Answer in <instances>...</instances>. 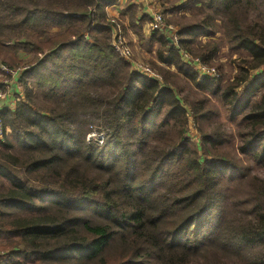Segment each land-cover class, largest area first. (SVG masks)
<instances>
[{
	"label": "trees",
	"instance_id": "trees-1",
	"mask_svg": "<svg viewBox=\"0 0 264 264\" xmlns=\"http://www.w3.org/2000/svg\"><path fill=\"white\" fill-rule=\"evenodd\" d=\"M116 1L0 0V63L32 56L22 97L0 111V264H264V176L253 171L264 169V0H205L212 13L179 27V48L216 77L151 31L161 82L111 44ZM218 15L243 56L230 79L223 42L197 40L215 35Z\"/></svg>",
	"mask_w": 264,
	"mask_h": 264
},
{
	"label": "rangeland",
	"instance_id": "rangeland-1",
	"mask_svg": "<svg viewBox=\"0 0 264 264\" xmlns=\"http://www.w3.org/2000/svg\"><path fill=\"white\" fill-rule=\"evenodd\" d=\"M153 2L156 3V6L159 8L158 10H160L164 14L166 23L171 24L176 30H179V27L184 25V24H193V23H197L198 21H203L206 19L207 13H212L211 10L206 11L207 8H205L204 5L202 4V0H153ZM131 15H132V13H131ZM147 19L149 21L150 17ZM107 22L111 26V30L113 28V30L111 31V44H112V41H114V38H113L115 35L114 30L116 28L121 30V33H122V35L126 41L123 26L121 25L120 21L114 17H110V18L107 17ZM216 27H217V25H216ZM147 28L149 30V33H151L149 26ZM57 30H59V28H57V27L52 28L51 33H54ZM204 37L205 36H200V37H198L197 40H201L199 42L201 44H203L205 42ZM178 38H179V35H178ZM222 46H224V49L221 51ZM222 46L220 49L221 52H219V54H218L219 57L217 56V60H218V62H220L223 65V70L225 73V79H230L233 77V75L236 72V70H235L236 69L235 64L237 63L236 59L239 57H243V56L230 53V51L228 49V44L226 43V39L222 43ZM130 50H131V47H130ZM184 52H186V51H184ZM131 53H132L131 59L137 61L138 59H135L133 57L132 50H131ZM186 53L192 58H197V57H193L188 51ZM179 56H180V53H179ZM31 57L32 56L30 54H26L23 51H21L20 58H22V60H23V63H24L23 65H19L17 67L9 68V67H6L0 63V92H7L9 90L8 87L11 84V82L13 80L17 79L16 77H13L11 71L23 70L25 68V64H27V62L30 61ZM180 59L183 62H185L183 57L180 56ZM234 61H236V62H234ZM138 62H140L143 65L149 66L151 69L156 70L157 72H158V69H157V67L154 66V64L156 66H162L163 65L157 60L156 54H155V56L148 58V59H144V60L139 59ZM209 66H212L216 69V67L213 65H209ZM3 67H4V69H3ZM217 72H218V70H217ZM258 72L259 71H254V73H258ZM17 83H19V81H17ZM7 84H9L8 87H7ZM10 88H11V90H14L12 86H10ZM21 93L22 92L20 90V94L16 96L17 97L16 100L18 98L22 97ZM14 94H16V93H14ZM18 96H20V97H18ZM13 97H14V95H13ZM16 100H15V103H16ZM12 102H13V100H12ZM210 104L213 105L218 110V114L215 118L216 121L222 122L224 124V126L226 127V129L228 131H230L231 133H233L234 132V124L229 123L227 118H226L227 117V111H226L227 108L225 106H223L218 101V99H215V98L211 99ZM186 135L190 138L189 139L190 143L198 151H200V143H199L200 133L196 130V127L193 124L191 116H189ZM91 137L99 140L102 138V135L100 133H97L94 131L88 135V139ZM230 137H232V140L230 141L229 145L232 147L233 146L235 147V145L237 144V139L235 138V136L234 137L230 136ZM0 139L2 140L3 137ZM99 143H101V141H99ZM253 171L256 172L257 174H260L261 176H264V169L261 170V169L253 168ZM245 190H246V187L244 184H238L237 189L234 193L236 195L242 196L244 194ZM232 192H233V190H232Z\"/></svg>",
	"mask_w": 264,
	"mask_h": 264
},
{
	"label": "crops",
	"instance_id": "crops-1",
	"mask_svg": "<svg viewBox=\"0 0 264 264\" xmlns=\"http://www.w3.org/2000/svg\"><path fill=\"white\" fill-rule=\"evenodd\" d=\"M202 4L205 7V0H202ZM206 8V7H205ZM158 7L153 0H147L146 3H141L138 0H117L114 4L106 7V16L108 18H117L121 25L123 26L125 38L129 47L133 52V57L135 59H148L155 56L156 45H154L151 51H147L145 48L144 40L149 36L148 30V19L149 13L158 11ZM210 10V9H206ZM132 13V15H131ZM221 16L216 17L217 31L213 37L206 36L204 40H209L213 38L216 41H225V36L223 34V29L220 28ZM224 49L222 46L221 51ZM220 51V52H221ZM219 57V56H218ZM236 70V69H235ZM14 89V88H13ZM15 90V89H14ZM4 102L5 107L13 109L15 106L13 92ZM17 90V89H16ZM17 93V92H16ZM20 92L15 95H19ZM13 100V102H12Z\"/></svg>",
	"mask_w": 264,
	"mask_h": 264
},
{
	"label": "built area",
	"instance_id": "built-area-1",
	"mask_svg": "<svg viewBox=\"0 0 264 264\" xmlns=\"http://www.w3.org/2000/svg\"><path fill=\"white\" fill-rule=\"evenodd\" d=\"M138 1H140L141 3H146L147 0H138ZM149 16H150V20L148 21V26H149L150 31L160 30L163 34H165L171 40L172 44L175 45V47L179 48L178 30H176L171 24L166 23L164 14L160 10H158V11L149 13ZM114 31H115V35L113 37L114 41H112V44L115 50L117 51V53L130 63L131 70L138 72L139 74L144 75L150 79H154V80H157L158 82H161L162 80L161 76L156 70H153L149 66L143 65L140 62L131 59L132 53H131L130 47L125 41L121 33V30L116 28ZM178 52L180 53V56L184 58L186 63H189L190 65L193 66V68L198 73V75L200 76L205 75V76H210V77L217 76L218 72L214 67L209 66L204 62H201L198 58L190 57L186 52H184L180 48ZM20 72L21 70L11 71L13 77H16L17 79L13 80L10 85L7 84V87L9 85L8 87L9 90L7 92H0V111L6 108L4 101L9 96H11L10 94H12L10 86H12L15 89L13 92L14 102H15L17 95H15L14 93L16 92L18 93V90L19 92L21 90L19 83H17ZM4 132L5 130L0 120V138H2Z\"/></svg>",
	"mask_w": 264,
	"mask_h": 264
},
{
	"label": "water",
	"instance_id": "water-1",
	"mask_svg": "<svg viewBox=\"0 0 264 264\" xmlns=\"http://www.w3.org/2000/svg\"><path fill=\"white\" fill-rule=\"evenodd\" d=\"M169 41H171L169 38H168Z\"/></svg>",
	"mask_w": 264,
	"mask_h": 264
}]
</instances>
